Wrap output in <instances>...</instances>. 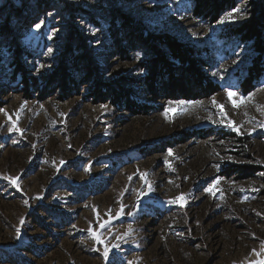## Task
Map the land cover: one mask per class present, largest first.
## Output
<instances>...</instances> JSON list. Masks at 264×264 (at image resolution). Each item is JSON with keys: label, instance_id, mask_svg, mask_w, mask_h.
I'll return each instance as SVG.
<instances>
[{"label": "rangeland", "instance_id": "rangeland-1", "mask_svg": "<svg viewBox=\"0 0 264 264\" xmlns=\"http://www.w3.org/2000/svg\"><path fill=\"white\" fill-rule=\"evenodd\" d=\"M61 1L0 0V264H105L92 231L119 244L107 264H264V79L241 104L249 53L219 38L246 16L197 20L193 0ZM65 5L104 26L84 13L73 18ZM114 7L154 35L209 49L221 91L197 100L153 95L142 82L153 55L136 35L134 48L110 35L104 19ZM70 23L85 40L73 43L76 60L90 54L94 76L87 80L84 62L70 66L65 93L55 67ZM24 74L34 81L25 84ZM97 79L130 88V105H115L113 93L100 100ZM212 97L239 133L220 123ZM249 166L261 170L247 177ZM181 194L183 206L169 203Z\"/></svg>", "mask_w": 264, "mask_h": 264}, {"label": "trees", "instance_id": "trees-1", "mask_svg": "<svg viewBox=\"0 0 264 264\" xmlns=\"http://www.w3.org/2000/svg\"><path fill=\"white\" fill-rule=\"evenodd\" d=\"M58 1L63 3L61 0ZM242 6L244 12L247 13L246 18L241 23L226 26L221 31L219 38L224 44H236L239 48L246 47L249 53V62L240 86L243 94L248 95L253 93L264 79V0H193V16L197 20L216 23L226 13ZM65 7V10L70 12L73 18L82 13L86 14V11L83 12L81 8L72 5H65ZM86 15L87 20L94 26H104L93 18L94 16L89 15V13ZM104 20L109 25V32L112 37L120 38L123 43H130L131 48H134V42L139 40L145 49L152 53L153 58L147 63L149 70L142 82L153 95L157 96L163 90L170 97L197 100L214 96L221 91L220 85L214 82L210 76L209 70L212 66L209 62V49L184 43L171 35H154L146 30L143 23L138 22L134 17L116 7L112 9L110 16ZM69 27L71 30L68 41L62 56L59 58V63L55 67L56 78L62 83L65 93L70 92L68 87L70 66L84 62V64H88L90 69V64L93 61L87 52H83L76 60L77 49L73 43L76 39L80 42V48H84L85 40L72 23L69 24ZM1 32L10 33V29L4 26L1 28ZM123 35L125 38L121 37ZM131 35H136L138 39L132 41ZM128 37L129 41L126 40ZM79 50L81 49L78 48ZM21 54L20 49L16 51V56L20 57ZM16 66V72H23L25 69L19 61H17ZM93 76L94 73L90 69L87 80H92ZM23 78L27 85L34 81L33 78L26 77L25 74ZM96 84V96L100 100H107L109 95L113 93L112 99L115 105L131 103V89L121 87L119 80L104 83L97 79ZM260 170L258 167L249 166L245 169L244 174L247 177H253Z\"/></svg>", "mask_w": 264, "mask_h": 264}, {"label": "snow or ice", "instance_id": "snow-or-ice-1", "mask_svg": "<svg viewBox=\"0 0 264 264\" xmlns=\"http://www.w3.org/2000/svg\"><path fill=\"white\" fill-rule=\"evenodd\" d=\"M234 11L236 13H239L241 18H244L245 16H247V13L246 12H241V9L240 8H236V9H234ZM232 15H233L232 12H229L228 13V17L229 18H231ZM42 25H43V22L41 21L40 23L36 24L35 27H36V29H40L42 27ZM48 51H49V53H51L52 52V49L49 48ZM41 67H43V65H41ZM260 90L261 91H264V89H260ZM227 95H228L229 99L232 100V97L235 96V95H237V94L234 93L231 90H228L227 91ZM254 95H255V93H250V94H248L246 96H240L239 97L240 103L243 104L246 101H251L253 99ZM211 102H212V104L220 112V115L222 117L220 123L222 125L226 126V127H229L233 131H236L237 133H239L240 132V128L235 125V122L234 121L227 120V123L225 124V119L227 117V114L223 110L224 109V106L222 104H218L217 101H216V99H215V97H212ZM180 103L183 104L184 102L183 101H180ZM169 104L171 105V102H169ZM232 105H233L234 108L235 107H238V105H237V103H236L235 100H232ZM26 107H27V102L25 101L24 104L21 106V111H23V109L26 108ZM102 107H107V106L104 105ZM5 115H7L6 112H5ZM167 115H168V113L166 112L165 113V116L167 117ZM11 130H13V131H20V129L16 126V123L15 122L12 123V129ZM169 155H172V153L169 152ZM60 163L61 164H64L65 162L64 161H61ZM216 167L218 168L219 166L217 165ZM88 170H90V166H89V169ZM144 175L145 174H141V178L142 179L144 178ZM260 175L264 176V173H260ZM5 179H8L10 181V183L15 184L16 183V180L18 179V177L17 178L5 177ZM145 183L147 184L148 182L145 180ZM216 183H219V181H216ZM148 187H149V190H150L151 189V185L149 184ZM252 190L253 191H257V189H252ZM208 191L212 192V187L211 186L209 187ZM213 195H215V192H213ZM40 198L41 197H37V199H40ZM184 202H185V197L183 196V194H181L180 196L176 197L175 199L169 201V203H173V204L180 203L181 206H183V203ZM25 203H27V201H25ZM119 215H123V206L121 207V210H120V213L118 214V216ZM110 222L111 221H107L105 223H100L99 224V228L100 229H104L106 227V224H110ZM20 224L22 226L24 224V220H21L20 221ZM16 232H17L16 239H20L21 228L18 227L16 229ZM131 232H132V230H131V228H129V231H128L127 235H131ZM92 236L96 240L97 243L104 244L103 258H104L105 264H107V261L109 259L110 252L112 251L113 248L118 249L119 248V244H108V243H105V241L102 238V235H98L96 231H92ZM118 239H120V238L118 237ZM261 247H262V250H264V245H262ZM256 255L259 256L260 253H256ZM128 264H138V261L130 260V261H128Z\"/></svg>", "mask_w": 264, "mask_h": 264}]
</instances>
